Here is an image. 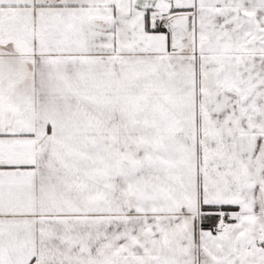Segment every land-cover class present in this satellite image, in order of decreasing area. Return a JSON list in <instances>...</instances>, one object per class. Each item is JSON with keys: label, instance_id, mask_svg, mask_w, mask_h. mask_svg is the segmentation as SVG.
I'll use <instances>...</instances> for the list:
<instances>
[{"label": "snow or ice", "instance_id": "1", "mask_svg": "<svg viewBox=\"0 0 264 264\" xmlns=\"http://www.w3.org/2000/svg\"><path fill=\"white\" fill-rule=\"evenodd\" d=\"M0 264H264V0H0Z\"/></svg>", "mask_w": 264, "mask_h": 264}]
</instances>
